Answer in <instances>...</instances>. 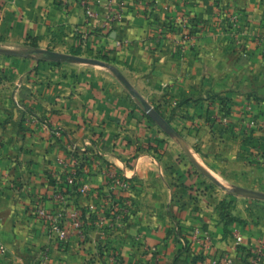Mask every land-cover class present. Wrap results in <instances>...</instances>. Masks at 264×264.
I'll use <instances>...</instances> for the list:
<instances>
[{
	"label": "crops",
	"instance_id": "0c3cea01",
	"mask_svg": "<svg viewBox=\"0 0 264 264\" xmlns=\"http://www.w3.org/2000/svg\"><path fill=\"white\" fill-rule=\"evenodd\" d=\"M86 1L96 18L82 0H0V264H41L43 249L49 264H238L237 237L263 236L237 221L252 197L232 192L264 193V0H122L109 27L121 1ZM71 151L93 159L79 175L90 192L75 200L93 220L59 244L33 209L59 210Z\"/></svg>",
	"mask_w": 264,
	"mask_h": 264
},
{
	"label": "built area",
	"instance_id": "2783aa9c",
	"mask_svg": "<svg viewBox=\"0 0 264 264\" xmlns=\"http://www.w3.org/2000/svg\"><path fill=\"white\" fill-rule=\"evenodd\" d=\"M115 1H121L114 9H111L104 17V26L109 27L121 20V5L122 0H110L111 3ZM114 4V3H113ZM82 5L85 7L87 17H97L94 9L90 6L89 2L82 0ZM232 21H235L233 18ZM186 28L190 30V26L186 25ZM191 32V31H190ZM20 87V85H18ZM15 104L19 108H22L20 99H15ZM220 122L228 124V116L222 115ZM54 136L58 139L62 138L63 135L60 131L55 130ZM73 159L76 165L80 167L84 163L92 162V158H83L74 151H71ZM118 185L125 191H130L132 186L127 180L117 179ZM89 185L81 179L77 174V170L70 172L66 175L63 182L57 181L53 187V198L60 205L59 210L51 209L46 207L41 200H37L34 205L33 214L34 216L45 224L50 234L54 235L56 241L59 244H67L71 239L73 233L78 234L81 238H84L92 226L93 214L91 210L85 212L77 206L75 200L85 194H89ZM114 205L116 201H113ZM124 209L131 204V198L127 197L123 201ZM207 244H211V238L209 235L205 237ZM237 240L240 242L241 237ZM152 253H156L157 250L152 248ZM41 264H49V253L43 249L40 258ZM209 264H231V259L228 256L218 259L216 257L210 259Z\"/></svg>",
	"mask_w": 264,
	"mask_h": 264
},
{
	"label": "rangeland",
	"instance_id": "374dc122",
	"mask_svg": "<svg viewBox=\"0 0 264 264\" xmlns=\"http://www.w3.org/2000/svg\"><path fill=\"white\" fill-rule=\"evenodd\" d=\"M184 156V162L189 163L191 166L194 167L193 164L190 163L189 159L186 157V155L183 153ZM196 173H200V175L206 179L208 183H210L211 186H213L215 189L218 190V193H221L222 195H226V193L223 191V189L213 181L209 180L207 177L203 175V173L198 169L194 168ZM221 180V179H220ZM223 181V180H222ZM235 193L236 192H232ZM252 199L251 202H247L246 209H244V215L240 216L242 219H237L238 222H248L250 225H252V229H250L249 233H253L252 235H256L257 231L260 228V231L262 229V235L263 236H257L256 239L252 241H244V239L241 236V241L239 242L237 240V245L239 249V255L236 258L238 259V264H264V200L257 199V198H249ZM244 217V218H243ZM237 237V238H238ZM244 250V252H243ZM250 255H249V254ZM225 256V255H224ZM220 256L218 259H222ZM234 260V259H233ZM247 261V262H246ZM233 263L231 259V264Z\"/></svg>",
	"mask_w": 264,
	"mask_h": 264
},
{
	"label": "water",
	"instance_id": "95a60500",
	"mask_svg": "<svg viewBox=\"0 0 264 264\" xmlns=\"http://www.w3.org/2000/svg\"><path fill=\"white\" fill-rule=\"evenodd\" d=\"M0 53L6 54L5 51L0 50ZM73 59L84 62V63H92V64H101L99 61L95 59H88V58H82V57H73ZM146 113L150 116V118L161 128L163 129L170 137H172L179 145L182 147L184 152L189 156L191 161L196 165V167L209 179H211L214 183L218 184L220 187H224L223 184L218 181L213 175H211L205 167H203L200 163H198L192 152L191 149L189 148L187 142L185 139L169 124V122L164 119L154 108L151 106H148L146 108ZM236 193L247 196V197H252V198H257V199H264V193L253 191V190H247V189H237L235 190Z\"/></svg>",
	"mask_w": 264,
	"mask_h": 264
},
{
	"label": "trees",
	"instance_id": "16d2710c",
	"mask_svg": "<svg viewBox=\"0 0 264 264\" xmlns=\"http://www.w3.org/2000/svg\"><path fill=\"white\" fill-rule=\"evenodd\" d=\"M222 105H223V104H222ZM223 111H224L226 114H228V110H227V109L223 108ZM149 148H150V147H149ZM88 165H89V163H88ZM81 168H82V166H81V167H78V169H77V174H78V175H80ZM121 201H122V200H121ZM116 203H117L118 205H121L122 202L117 201ZM82 211L85 212L84 209H82ZM243 252H244V250H243ZM156 253H157V252H156ZM154 254H155V253H154ZM248 254H249V253H248ZM249 255H250V254H249ZM184 262H186V264H195L196 261L192 260V261L188 262V261H187V258H186V259L184 260ZM246 262H247V261H246ZM247 264H249V262H248Z\"/></svg>",
	"mask_w": 264,
	"mask_h": 264
}]
</instances>
